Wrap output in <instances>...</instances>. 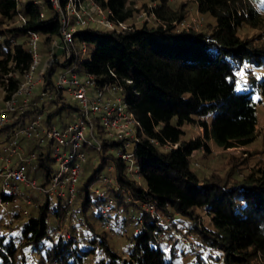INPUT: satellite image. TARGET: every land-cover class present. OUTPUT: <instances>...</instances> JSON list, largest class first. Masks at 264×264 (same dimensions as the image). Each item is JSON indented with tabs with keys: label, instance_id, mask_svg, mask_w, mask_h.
I'll list each match as a JSON object with an SVG mask.
<instances>
[{
	"label": "trees",
	"instance_id": "trees-1",
	"mask_svg": "<svg viewBox=\"0 0 264 264\" xmlns=\"http://www.w3.org/2000/svg\"><path fill=\"white\" fill-rule=\"evenodd\" d=\"M67 1L59 0L63 12ZM158 1L151 9L156 18L151 25H130L122 32L85 26L73 34L72 60L78 62V71L99 83L120 86L128 110L140 125L134 161L141 184L127 175L123 162L110 152L119 144L100 134L103 148L87 154L92 159L99 156L102 163L89 164L91 175L86 180L80 176L74 209H69L70 219L77 213L82 226L71 227V239L51 237L68 210L63 199L43 198L25 220L13 210L16 225L7 227L5 234L0 231V264H177L176 235H192L200 240L199 246L218 253L203 259L190 247L193 260L187 264H212L211 260L216 264H264V163L240 178L234 171L224 177L201 176L191 168L193 153L208 151L207 141L228 150L255 140L264 78L258 82L253 71L264 68V42L260 37L247 42L238 32L244 24L258 29L262 19L248 0H193L199 13L209 15L214 25L208 32H177L173 24L183 20V9L174 10L167 0ZM80 2L109 11L115 21L127 23L132 17L127 0ZM18 15L25 19L24 25L17 23ZM60 27V15L51 0H0V70L6 71L9 62L19 70L29 65L28 32L40 35V51L45 53L59 39ZM82 45L86 51L93 49L87 61H82L86 53H81ZM36 102L35 98L26 118L44 109V102ZM51 108L48 119L57 118L61 126L77 111L55 100L47 104ZM14 125L2 131L9 134ZM186 125L200 127L202 137L182 141ZM112 163L114 173L108 171ZM53 168L49 155L39 153L29 174L41 177L45 185ZM105 169L108 177L116 178L117 186L98 185L104 196L115 200L111 219L126 226V256L112 247L106 231L101 233L98 212L106 198L90 191ZM148 204L157 210L154 219L143 206ZM198 212L208 217V228L201 225ZM130 214L139 221L129 220Z\"/></svg>",
	"mask_w": 264,
	"mask_h": 264
},
{
	"label": "built area",
	"instance_id": "built-area-1",
	"mask_svg": "<svg viewBox=\"0 0 264 264\" xmlns=\"http://www.w3.org/2000/svg\"><path fill=\"white\" fill-rule=\"evenodd\" d=\"M51 3L60 15L59 39L53 40L46 52L41 54L40 35L28 32L26 47L30 56L29 65L19 70L9 62L6 71L0 70V212L7 213L14 207L23 220L28 217L29 210L45 197L63 199L68 208L64 214L69 213L77 198L76 185L82 175L87 152H100L103 148L100 134L119 144L110 152L123 162L127 175L133 181L140 180L134 149L142 132L123 100L122 88L111 82L99 83L92 75L79 72L78 62L72 60L73 34L77 28L94 26L122 32L129 30L130 25L115 21L109 11L92 3L68 0L65 12L60 8L59 0H51ZM148 16L156 20L151 10ZM17 23L24 25L25 19L18 15ZM179 25L186 29L183 21ZM80 51L84 54L86 48L82 45ZM52 65L54 70L50 71ZM11 83H14L13 87ZM35 98L38 102L35 104L44 102L45 107L26 118ZM51 100L60 105L68 103L77 109L65 126L59 125L57 118L48 119L50 112L47 104ZM11 124L15 125L9 134L2 131ZM39 153L42 157L48 154L54 166L45 185L41 177L32 178L29 174ZM92 163L100 166L102 161L97 156ZM108 171L115 172L113 163L108 166ZM98 183L109 188L116 187V178L99 175L90 191L94 196L106 198L98 212L102 218V229L110 234H123L125 224L111 222V216L116 212L112 209L115 200L104 196ZM33 193L37 194L36 200ZM143 206L153 219L156 218L158 214L154 205ZM128 219L139 221L133 214ZM78 221L82 223L81 218ZM176 239L189 247L194 244L189 236H177Z\"/></svg>",
	"mask_w": 264,
	"mask_h": 264
},
{
	"label": "rangeland",
	"instance_id": "rangeland-1",
	"mask_svg": "<svg viewBox=\"0 0 264 264\" xmlns=\"http://www.w3.org/2000/svg\"><path fill=\"white\" fill-rule=\"evenodd\" d=\"M247 1V0H246ZM250 5L262 19L261 25L258 29H252L248 25H243V28L238 32V35L246 40L247 42H254L255 39L260 37V42H264V0L262 2H255L254 0H248ZM167 4L172 7V9H180L183 11V25L186 29H182L179 23H174L175 30L177 32H181L183 30H192L195 32L200 31H209L211 27L214 25V20L209 15H202L199 13L197 9V5L193 0H167ZM159 4L158 0H127V6L132 10V17L127 21L128 25H133L134 27L143 24L144 22L149 25L153 24L155 20L152 17L148 16V13L151 9H154ZM188 27V29H187ZM207 31V32H208ZM93 49L92 47H88L86 53L82 56V61H87L91 57ZM41 54H43L41 52ZM253 75L255 79L259 82L264 78V68L260 67L253 71ZM242 79H244L242 77ZM53 108L49 110L52 112ZM256 136L255 140L252 144L242 148H232L228 150H222L215 146L212 141H207L208 151L199 150L193 153L191 158V168L196 173H199L201 176H209L210 174L216 176H227L232 171L236 172L241 176H245L247 173L252 172L256 169L258 165H262L264 163V101H260L257 105L256 109ZM184 136L182 137V141L194 140L198 137H202L203 130L200 127L193 125H186L183 127ZM92 154H87L86 163L82 170V175L84 180H86L91 175V169L89 164L92 163ZM88 167V168H87ZM87 168V169H86ZM87 170V171H86ZM108 177L106 169L101 173ZM138 185L141 184V180L136 181ZM80 185L77 183L76 187L78 188ZM94 186V184L92 185ZM109 188V187H108ZM33 197L36 200L37 194L33 193ZM54 201V200H53ZM74 209V207L72 208ZM14 207H11L7 213H1L0 217L2 220L0 221V231L2 234L7 232V227L13 228L16 223L13 222L12 214ZM17 211L15 210V213ZM71 211L68 214H63L64 216L58 220V225L51 232V237L56 238L57 236H63L65 239H71L72 237V226H82L78 221L79 216L77 213H74V217L70 219ZM199 216V220L203 227L208 228L209 219L203 213H196ZM127 217L126 215H121V217ZM112 224H115L114 220H111ZM163 229L168 230L167 226H162ZM201 227V226H200ZM84 229V228H83ZM169 231V230H168ZM101 233H105L104 230H101ZM69 235V238H67ZM126 231L123 234H110L107 232L108 238H110V243L112 247L122 256H126L127 249V239L125 238ZM174 237L175 239L177 238ZM191 237L192 235H188ZM193 241V248L197 252L201 253V257L207 258L209 253L218 255L217 251H210L204 248V246H199L200 240L191 237ZM168 247L171 242L169 241ZM175 250L178 257H176L177 264H187L193 260V254L189 251L190 247L180 243L179 241L175 242ZM184 254H180V253ZM212 264H216L214 260H211Z\"/></svg>",
	"mask_w": 264,
	"mask_h": 264
}]
</instances>
